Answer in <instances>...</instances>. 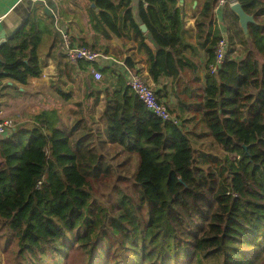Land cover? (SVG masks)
Masks as SVG:
<instances>
[{"label": "trees", "instance_id": "trees-1", "mask_svg": "<svg viewBox=\"0 0 264 264\" xmlns=\"http://www.w3.org/2000/svg\"><path fill=\"white\" fill-rule=\"evenodd\" d=\"M86 1L98 9L88 10L97 38L139 40L153 83L170 82L154 91L178 124L150 115L123 72L100 66L102 77L116 79L101 116L102 142L75 137L54 112L15 122L0 140V226L13 264H67V252L76 250L83 264H264V2L234 0L254 19L246 39L226 7L222 34L218 0H205L192 45L178 0H143L138 17L146 34L131 0ZM45 20L53 23L35 7L0 46V80L24 86L41 76ZM223 35L225 61L211 73ZM197 48L208 57L201 69L191 59ZM125 66L141 77L131 59ZM106 143L124 156L105 151ZM107 182L116 202L109 206L92 192Z\"/></svg>", "mask_w": 264, "mask_h": 264}, {"label": "crops", "instance_id": "crops-1", "mask_svg": "<svg viewBox=\"0 0 264 264\" xmlns=\"http://www.w3.org/2000/svg\"><path fill=\"white\" fill-rule=\"evenodd\" d=\"M204 1L178 0L184 28L187 30L186 38L192 45H196L195 21L200 14ZM262 1L264 2V0ZM142 3L143 0H131L132 17L139 28L144 25L138 17L139 7ZM45 4L46 6L41 4L40 0H37V2L34 0H0V32L5 33L6 41L24 23L35 7L39 11L47 7L52 15L54 13L60 16L61 25L76 39L75 42L80 43L83 41L88 46L94 45L99 50V53L105 58L100 60L98 66L115 70L116 73H122L125 60L131 59L136 72L153 89L157 90L162 86L170 88L168 80L161 79L157 85L153 83L148 75L147 55L144 49L139 47V40L131 34L129 38L127 36L125 38L112 36L107 41L96 37L89 25L88 10L91 8V4L86 0H45ZM40 6L43 8H40ZM50 20H52V23L53 19L51 17ZM214 20L215 27L223 34L226 29V20L222 17L221 9H215ZM45 23L48 27L47 31H43L39 48L42 74L37 79H30L28 84L24 86L8 79L0 80V118L13 108L16 110L22 106L23 98L30 99L28 105L32 107V105H36L32 100L39 103L40 98L43 97L45 99L40 102L44 104L53 97L56 99V104L59 105L55 108L41 107L37 113L32 109H29L32 112H12L11 116L16 123H19V121L30 122V117L32 118L41 112H54V115L64 122L69 130L74 131L75 137L82 138L87 136L85 134L87 133L95 138V143L102 142L103 140L99 138V136H102L104 127L101 116L105 108V99L109 93L114 91L116 79L112 76L106 78L103 76V81L99 84L91 77L92 75L88 69L83 71L78 69L77 66L66 62L62 53L59 33L53 23L50 25V22L46 20ZM143 33L146 34L147 31H143ZM144 43L149 49L155 50L149 39H146ZM197 49L196 54L191 59L201 69L208 57L203 49ZM199 73L202 78L203 72L200 70ZM65 106L69 107L68 111H66ZM104 150L109 153L114 151L121 153L120 149L110 143H106ZM120 155L124 156L123 153Z\"/></svg>", "mask_w": 264, "mask_h": 264}, {"label": "built area", "instance_id": "built-area-1", "mask_svg": "<svg viewBox=\"0 0 264 264\" xmlns=\"http://www.w3.org/2000/svg\"><path fill=\"white\" fill-rule=\"evenodd\" d=\"M37 2V0H34ZM41 4H45V0H40ZM236 4L234 0H218L216 9L230 8ZM53 24L60 35L61 48L64 59L70 65L78 66L80 63L87 64L88 71L92 75L94 81L102 80V73L98 64L100 60L105 58L101 53L96 52L88 47H82L73 41L71 34L61 25L60 16L53 13ZM228 51V42L225 36L217 42L215 46L214 63L209 65L211 73H215L220 68ZM126 86L138 97L147 112L155 118L160 119L164 123L178 124L175 117L169 113L168 109L159 102L154 89L146 84L141 77L129 70L125 65L123 67ZM13 129V123L9 119H0V140L7 139L10 130Z\"/></svg>", "mask_w": 264, "mask_h": 264}, {"label": "rangeland", "instance_id": "rangeland-1", "mask_svg": "<svg viewBox=\"0 0 264 264\" xmlns=\"http://www.w3.org/2000/svg\"><path fill=\"white\" fill-rule=\"evenodd\" d=\"M235 55H238V51L234 54V56ZM100 82L101 81H99V83ZM44 99L42 97V98H40V101H42ZM29 100L30 99H28V98H23L22 99V103H23L22 106L18 107L16 110H15V108H13L11 111L6 112L4 114V116H1L0 119H2V118L3 119H9L15 125V121H14V119L11 116L12 112H17V113H20V111H30V112H32V110H33V111H35L37 113V111L41 107H44V108L45 107H48V108L49 107H54L55 108L56 106H59V105L56 104V101H55L56 99H54L53 97H51V100L47 101L44 104H42V102H40V101H39V103H37L35 100H32L36 104V105H32V107H30L28 105L30 103ZM69 105H71V104H69ZM29 109H32V110H29ZM65 109H66V111H68L69 107L65 106ZM113 179H111V180H113ZM111 185H112V182H107V184L104 187H102L101 185H97L96 184V185H94L96 193H94V191H92L94 196L98 199V201L104 203L107 206H109L111 203H116L115 201H112V199H115V196H113V194L110 192V189H109V191L107 189ZM99 186H101V187H99ZM121 187L125 188L126 185L123 184V185H121ZM125 192L128 193L129 196L134 195L133 189H128L127 190L125 188ZM100 194H103L104 198H100L99 197ZM109 196H110V199H107ZM8 239H9V235L6 233V230L3 227L0 226V261H1L0 264H13L14 263V258L16 256V253H15V251H7L6 244L8 243ZM12 250H13V248H12ZM3 251H6V254L3 253ZM77 252H78V250H76V251H68L67 252L68 257L73 256L72 259H69L68 261L66 260V262H68L67 264H83L81 262V260H82L81 257L78 256L79 254L75 255ZM49 263H51V260H48V261L44 260V264H49ZM63 263H65V259L63 260Z\"/></svg>", "mask_w": 264, "mask_h": 264}, {"label": "water", "instance_id": "water-1", "mask_svg": "<svg viewBox=\"0 0 264 264\" xmlns=\"http://www.w3.org/2000/svg\"><path fill=\"white\" fill-rule=\"evenodd\" d=\"M90 6H91V8L95 9V11H98V9H96V7H95V5H94L93 3H92ZM230 9H231V11L237 16V18H238V23H239V27H240V29L242 30V32H243L245 38L248 39V25H249L250 23H253V22H254L253 16H249V15H247V14L243 11L241 5L238 4V3L234 4L233 6H231ZM44 11H45V13H46L48 16H50L51 18H53V15H52V13H51V11H50L49 8L45 7V8H44ZM140 29H141L142 31H144V32L146 31V27H145L144 25H141V26H140ZM5 41H6V39H5V33L0 32V46H1L2 44H4Z\"/></svg>", "mask_w": 264, "mask_h": 264}]
</instances>
